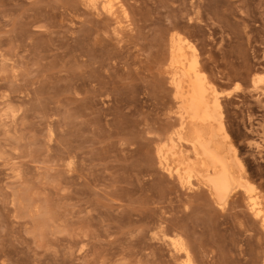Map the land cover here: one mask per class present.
Instances as JSON below:
<instances>
[{
    "label": "rangeland",
    "instance_id": "374dc122",
    "mask_svg": "<svg viewBox=\"0 0 264 264\" xmlns=\"http://www.w3.org/2000/svg\"><path fill=\"white\" fill-rule=\"evenodd\" d=\"M106 1L0 0V264H264L246 201L264 214V0ZM177 39L219 92L217 143L252 195L221 204L159 168V149L175 165Z\"/></svg>",
    "mask_w": 264,
    "mask_h": 264
},
{
    "label": "bare ground",
    "instance_id": "6f19581e",
    "mask_svg": "<svg viewBox=\"0 0 264 264\" xmlns=\"http://www.w3.org/2000/svg\"><path fill=\"white\" fill-rule=\"evenodd\" d=\"M97 1L99 3V0H86V5L96 11ZM102 9L112 17L117 16L116 9H112L108 4ZM121 23L118 24L121 25ZM169 62L171 71L169 80L174 90V100L179 105L177 119L180 123L179 130L170 134L167 145L168 155L172 156L170 161H173L175 165L173 166L168 156L159 149L156 151L159 168L170 177L175 176L180 185L185 188L190 186L192 188L191 181L194 179L200 183L203 182L206 189L221 204L225 203L227 198L237 190H243L246 194L254 192H250L253 187L250 189V184L244 175L242 161L240 162L236 152L229 148L232 154L224 153L218 145L219 142L217 143L219 136H222L223 141H227V137H223V117L218 104L219 92L208 82L205 73L201 70L196 49L182 39L174 40L170 47ZM259 99L260 97L257 98ZM188 131L192 133L191 138L187 135ZM186 152H190L191 158H194L180 163ZM255 198L248 197L246 201H248L252 217L261 223L264 230V214L259 207L260 203L258 204ZM169 240L172 247L171 253L175 256L182 253L189 254L179 239Z\"/></svg>",
    "mask_w": 264,
    "mask_h": 264
}]
</instances>
